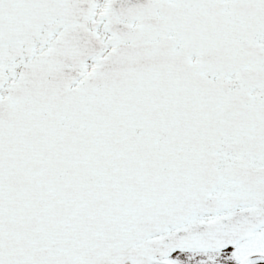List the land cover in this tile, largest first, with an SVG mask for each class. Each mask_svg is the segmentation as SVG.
<instances>
[{
    "label": "snow or ice",
    "instance_id": "6c2138e0",
    "mask_svg": "<svg viewBox=\"0 0 264 264\" xmlns=\"http://www.w3.org/2000/svg\"><path fill=\"white\" fill-rule=\"evenodd\" d=\"M0 264H264V0H0Z\"/></svg>",
    "mask_w": 264,
    "mask_h": 264
}]
</instances>
